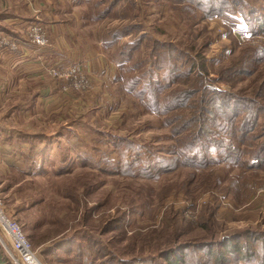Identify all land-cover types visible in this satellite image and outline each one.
Returning <instances> with one entry per match:
<instances>
[{
	"label": "rangeland",
	"instance_id": "1",
	"mask_svg": "<svg viewBox=\"0 0 264 264\" xmlns=\"http://www.w3.org/2000/svg\"><path fill=\"white\" fill-rule=\"evenodd\" d=\"M81 3L86 27L78 30L117 67L114 101L76 112V147H54L46 175L39 169L22 194L0 196L40 261L167 264L161 242L194 245L243 229L264 241V206H252L264 187V0ZM206 100L232 105L199 110ZM207 113L216 119L199 131ZM53 122L49 116V130ZM187 250L181 264H202ZM0 254L7 264H22L1 227Z\"/></svg>",
	"mask_w": 264,
	"mask_h": 264
},
{
	"label": "crops",
	"instance_id": "2",
	"mask_svg": "<svg viewBox=\"0 0 264 264\" xmlns=\"http://www.w3.org/2000/svg\"><path fill=\"white\" fill-rule=\"evenodd\" d=\"M81 4V0H0V37L20 40L17 51L0 48V196H18L21 185L39 169V175H46L54 147L63 149L65 141L76 147V112L84 113L96 100L110 105L114 101L117 67L78 30L86 27ZM35 21L48 29L46 47L29 41L27 30ZM72 62L84 66L92 82L89 90L66 92L60 82L40 74L46 64ZM22 82L27 85L18 91ZM48 115L54 118L53 130L47 127ZM255 200L252 206H264V198Z\"/></svg>",
	"mask_w": 264,
	"mask_h": 264
},
{
	"label": "trees",
	"instance_id": "3",
	"mask_svg": "<svg viewBox=\"0 0 264 264\" xmlns=\"http://www.w3.org/2000/svg\"><path fill=\"white\" fill-rule=\"evenodd\" d=\"M207 14V13H205ZM203 17H208V15H204ZM262 24L264 25V22L261 21L260 27H262ZM200 62H199V70L200 74L203 75L207 72V67L205 63V57L203 56L202 52L197 53ZM195 63V62H194ZM234 63V62H233ZM232 63V64H233ZM198 65V64H197ZM233 66H228L226 69H231ZM238 72H244L245 71V65L243 64L241 68L237 69ZM195 72L194 64L191 66V69L189 70V73L187 71L186 74H189L185 79L182 80L183 84H187V79L191 78V75H193ZM201 93L206 91V88H202L199 90ZM195 92L194 90L189 91V93ZM204 100V99H203ZM208 100V99H207ZM206 100V104H200L199 110L202 111H208V107L211 105H214L216 103L210 102L208 104V101ZM212 103V104H211ZM218 106H221L223 109H227L228 106H231L232 103H228L227 100H224L220 102L219 104H216ZM241 110V109H239ZM262 110H264L262 108ZM241 117L240 120H243V124L248 123V118H246V114L238 113ZM236 115V116H237ZM259 118V114L255 116L253 119L257 121ZM216 119V116L211 117L209 114H206V119H203L202 121L198 120L200 125L198 127L199 131L206 129V122L210 120ZM205 120V121H204ZM189 121V120H188ZM187 121V122H188ZM203 122V124H202ZM202 125V126H201ZM189 126H184L183 130L188 129ZM198 131V133H199ZM242 138H247V132H242ZM229 148H232V145L229 144ZM263 151H264V145H263ZM262 151V152H263ZM18 195L23 193V188L18 189ZM35 202H31L30 205H33ZM29 205V206H30ZM27 206V205H26ZM212 212V210H210ZM204 228H209V224H203L201 225ZM24 227V226H23ZM237 230L230 233H226L221 235L220 237L216 235H212L209 238L202 240L198 243H194V245L191 244H182L179 246L170 245L166 248H163L164 242L160 243V246L162 249L159 251V257L164 258V260L167 262V264H181L186 263L187 257H188V250L195 251L196 256H199L201 258L202 264H204L205 258H207L208 263L207 264H264V241H260L259 236L252 238L251 234L254 233V230ZM179 237V235H178ZM177 238V236H176ZM176 238H174L173 242H176ZM170 241V240H169ZM262 246H260V243ZM168 243V242H167ZM185 253V254H183ZM257 256H259V262H257ZM0 264H7L3 259L2 255L0 254Z\"/></svg>",
	"mask_w": 264,
	"mask_h": 264
},
{
	"label": "built area",
	"instance_id": "4",
	"mask_svg": "<svg viewBox=\"0 0 264 264\" xmlns=\"http://www.w3.org/2000/svg\"><path fill=\"white\" fill-rule=\"evenodd\" d=\"M29 41L42 48L50 44L49 33L46 25L39 21L31 23L27 30ZM20 40L12 36L0 37V48H7L9 51L19 49ZM45 75L54 78L61 83L63 91L83 92L91 88L92 82L79 62L66 65H49L45 67ZM255 198H264V187L258 188ZM0 227L12 240V248L22 264H43L37 256L30 238L23 229L21 223L11 216L0 198Z\"/></svg>",
	"mask_w": 264,
	"mask_h": 264
}]
</instances>
